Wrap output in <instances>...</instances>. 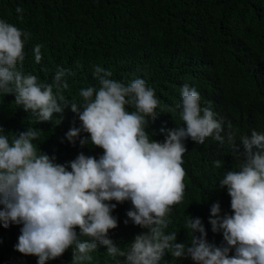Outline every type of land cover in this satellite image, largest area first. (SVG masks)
I'll return each instance as SVG.
<instances>
[{"label": "clouds", "instance_id": "obj_1", "mask_svg": "<svg viewBox=\"0 0 264 264\" xmlns=\"http://www.w3.org/2000/svg\"><path fill=\"white\" fill-rule=\"evenodd\" d=\"M16 12L23 9L17 7ZM29 37L0 19V94L14 95L15 103L31 111L38 122L52 120L53 114L62 116L70 107L80 127L70 128L66 139L75 143L81 132L87 133L80 145L91 143L103 154L97 159L81 152L69 165L59 164L54 156L37 152L33 141L40 137V129L28 127L11 140L0 134V222L4 228L23 225L16 251L38 257L37 264H46L69 248L72 264H81L91 261L90 253L101 245L109 256L123 257L122 264H159L166 254L190 257L195 264H264V132L252 130L237 143L231 122L225 132V121L217 119L210 107H202L199 92L185 84L177 105L182 126L162 128V142L150 139L146 127L156 120L160 101L144 79L119 81L111 70L96 66L98 86L82 88L83 103L78 105L64 95L69 69L58 67L51 83L21 70ZM41 48L36 45L33 50L38 64ZM208 137L221 146L227 142L233 156L242 158L239 169L227 171L219 181L227 188L234 214L221 217L220 204L211 207L209 223L214 232L222 230L223 247L207 242L200 218L187 220L190 246L176 243V232H165L172 206L184 199L185 141L204 144ZM214 165L220 168L222 161ZM113 200L130 201L127 217L146 229L135 235L126 251L109 238V230L118 226L112 215L116 204L108 203ZM233 248L235 254L229 256Z\"/></svg>", "mask_w": 264, "mask_h": 264}, {"label": "trees", "instance_id": "obj_2", "mask_svg": "<svg viewBox=\"0 0 264 264\" xmlns=\"http://www.w3.org/2000/svg\"><path fill=\"white\" fill-rule=\"evenodd\" d=\"M17 7L23 12L18 14ZM0 19L30 34L21 70L36 75L39 82L51 83L58 67L69 69L64 95L78 105L83 103L82 88L98 86L96 66L111 70L112 78L119 81L144 79L160 101L156 120L146 127L150 139L162 142V128L182 126L177 105L185 84L199 92L202 107H210L217 119L225 121V132L231 122L237 143L252 130L264 132V0H0ZM36 45H42L39 64L33 55ZM0 127L4 129L0 134L10 140L28 127L40 129V137L33 141L37 152L54 156L59 164L69 165L81 152L97 159L103 154L91 143L80 145L87 133L81 132L75 143L66 139L70 128L80 127L70 107L62 116L53 114L52 120L38 122L31 111L15 103L14 95L0 94ZM185 144L184 199L172 206L165 232H176V243L190 246L187 220L200 218L207 242L226 246L222 230L214 232L209 223L211 207L219 203L221 217L234 214L227 188H221L219 181L227 171L238 170L242 158L233 156L227 142L221 146L212 137L204 144L191 139ZM216 160L222 161L220 168L215 167ZM108 203L116 204L112 215L118 221L109 238L126 251L135 235L146 229L127 217L130 201ZM22 226L4 228L0 222V264H37L38 257L15 250ZM234 254L233 248L229 256ZM90 255L92 260L81 264L123 262V257L109 256L102 245ZM72 258L69 248L46 264H72ZM159 264L195 262L166 254Z\"/></svg>", "mask_w": 264, "mask_h": 264}, {"label": "water", "instance_id": "obj_3", "mask_svg": "<svg viewBox=\"0 0 264 264\" xmlns=\"http://www.w3.org/2000/svg\"><path fill=\"white\" fill-rule=\"evenodd\" d=\"M0 206H2V205H0Z\"/></svg>", "mask_w": 264, "mask_h": 264}]
</instances>
